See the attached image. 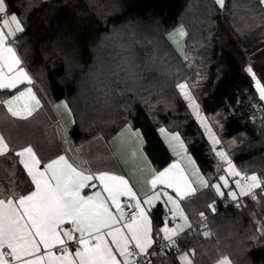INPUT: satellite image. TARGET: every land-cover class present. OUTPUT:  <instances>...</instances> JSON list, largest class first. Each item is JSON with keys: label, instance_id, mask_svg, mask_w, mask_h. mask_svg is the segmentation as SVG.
Returning a JSON list of instances; mask_svg holds the SVG:
<instances>
[{"label": "trees", "instance_id": "obj_1", "mask_svg": "<svg viewBox=\"0 0 264 264\" xmlns=\"http://www.w3.org/2000/svg\"><path fill=\"white\" fill-rule=\"evenodd\" d=\"M199 5L184 41L183 59L168 35L184 24L187 10ZM99 17L86 0H6L24 31L17 51L52 103L65 101L77 145L97 137L110 139L123 127L140 130L157 169L173 159L159 130L178 133L211 183L225 174L209 137L178 85L186 82L201 113L223 140H236L229 160L241 175L264 179V68L256 80L249 61L262 53L264 4L260 0H106ZM120 32V33H119ZM118 36L114 37L115 34ZM252 55V58L250 59ZM250 56V57H249ZM17 91V90H16ZM16 91L2 94L13 95ZM213 121V122H212ZM14 153L0 157V188L27 194L30 178ZM264 186V185H262ZM233 202L226 195L207 217L208 228H193L177 239L180 253L154 255L175 261L193 250L194 264H216L226 255L232 264H264V192ZM239 202V206H237ZM158 230L162 209L152 212ZM204 231L212 233L203 236Z\"/></svg>", "mask_w": 264, "mask_h": 264}, {"label": "snow or ice", "instance_id": "obj_2", "mask_svg": "<svg viewBox=\"0 0 264 264\" xmlns=\"http://www.w3.org/2000/svg\"><path fill=\"white\" fill-rule=\"evenodd\" d=\"M216 3L224 6V0H216ZM260 3L264 4V0ZM23 31L20 19L7 13L6 0H0V89H15L25 81L32 82L14 46L17 35ZM179 34H184L183 29L179 30ZM248 72L252 73V69L249 68ZM253 79L256 80L254 75ZM255 87L260 99L264 100V86L259 80H256ZM178 88L197 119L202 120L199 105L188 91V85L181 83ZM22 100L25 103L20 106ZM0 104L12 117L27 120L40 107V100L29 87L10 99L0 100ZM57 107L68 110L66 103ZM160 131L163 133L165 130L162 128ZM172 139L183 149L178 135ZM213 139L214 143H220ZM10 152L19 158L18 163L26 170L31 183L27 194H20L13 188L7 199L0 188V264H141V258L148 255L154 243L149 212L154 201L161 199L165 205H171V221L179 216L183 224L169 228V221L166 220L156 235L163 233V247L174 248L180 253L176 238L185 233V229L192 228L180 202L193 195L196 188L177 164L154 172L149 181L151 192L143 194L144 199L141 200L121 175L79 170L69 163L65 155L42 162L33 146L17 150L14 146L10 147V141L0 134V157H6ZM217 155L227 162L229 175L241 177L223 151L217 152ZM219 179L223 185L212 187L219 195H224L221 187H228V180L224 176ZM197 180L204 188L210 186L199 175ZM96 182L99 190H95ZM235 184L239 192L228 193L234 201L238 196H250L255 200L256 189L264 192V179L254 174L242 176ZM86 188L93 190L91 195H82ZM122 197L131 203H122ZM210 207L214 210V205ZM126 208L130 209L127 214ZM200 216L206 219L204 213ZM211 235L209 231L203 232L205 237ZM70 244L74 248H70ZM194 254L193 250L181 253L180 264H192ZM217 264H232V261L223 255Z\"/></svg>", "mask_w": 264, "mask_h": 264}, {"label": "crops", "instance_id": "obj_3", "mask_svg": "<svg viewBox=\"0 0 264 264\" xmlns=\"http://www.w3.org/2000/svg\"><path fill=\"white\" fill-rule=\"evenodd\" d=\"M22 65L31 77V84L25 81L15 89H0V100L10 99L12 96L18 95L20 91H24L26 88L30 87L36 98L40 100V107L36 109L32 117L27 120H21L12 117L7 113V108L3 104H0V134H3L10 141V147L14 146L19 150L21 147L31 145L34 148V151H36L38 157L42 159V162H49L52 159L57 158L59 155H65L69 163L76 166L79 170L91 172H114L115 174L123 176L129 182V186L137 193V197L141 200L144 199L143 194L151 192L149 181L152 178L153 173L163 171L172 164H177L184 170L189 181L192 183L193 187L196 188L193 195L180 202V207L183 209L184 214L188 217V221L192 225L191 229H185V233L191 231L202 220L200 213H204L206 218L212 216L216 211V202L219 199L227 195L231 201L235 202L228 195V190L236 191L237 193L239 192L235 181L241 179L242 175L241 177L229 175L227 172V162L218 160V165L220 167L223 165L225 170V174L222 176L228 180V187H221V192H223L224 195H219L212 185H223V182L219 179V181L211 183L209 177L202 172L197 161L188 151L181 136L166 128H163L165 130L163 133L160 130L159 132L173 159L162 169H157L149 158L145 149V138L141 131L134 129L130 125L123 127L110 139L100 136L77 145L70 133L71 128L74 125V118L69 106L68 110H66L63 107H57V105L66 102L60 101L58 103H52L44 94L39 84L34 80L23 60ZM10 91L16 92L13 95L7 94L2 96V94ZM24 103L25 100L19 102L20 106ZM69 110L71 114H69ZM200 116H202V114ZM174 135L180 137V141L183 143V149L180 147V143L172 139ZM173 141L177 143L176 147L172 146ZM189 158L191 159L189 160ZM232 165L234 169L238 171L233 163ZM196 170H198V173ZM198 175L207 180L210 186L207 188L202 187L197 180ZM96 183L97 189L95 190H99L100 186L98 182ZM92 191V189L86 188L83 190L82 195H91ZM168 191L170 194L174 195L171 189H168ZM243 197L238 196L237 200ZM124 199L125 198L122 197L121 201ZM210 205H214V210ZM144 207L148 208L147 205H144ZM157 207L162 209L164 223L166 220L169 221V228L177 224H183V221L179 219V216H177L175 223L170 222L171 214L169 213V208L171 205H165L163 199L154 201L149 212V219L152 221L153 227L154 243L148 252H150L159 241H162L161 238L163 233H160L159 236H157L156 233L164 226V223L157 230L154 226L152 215L153 210ZM185 233H181V235ZM70 248H74V246L70 244ZM156 263L180 264V261L178 256L176 262L170 260H157Z\"/></svg>", "mask_w": 264, "mask_h": 264}, {"label": "rangeland", "instance_id": "obj_4", "mask_svg": "<svg viewBox=\"0 0 264 264\" xmlns=\"http://www.w3.org/2000/svg\"><path fill=\"white\" fill-rule=\"evenodd\" d=\"M89 5L91 6V8L94 10V12L101 18H104L105 14H106V4H105V1L106 0H86ZM197 8H199V5L197 6L196 3H194L193 6H190V8L187 10V16L184 18L183 22L184 24H182L179 28H177L175 31H173L171 34L168 35V40L169 42L172 44V46L177 50V52L179 53V55L183 58V59H186L187 55H186V52H185V46H184V41H185V38L187 36V31H188V28H189V25H190V21H189V18L191 17H194L195 16V13L197 11ZM180 29H183V35H180L179 34V30ZM120 33V32H119ZM119 33L115 34L114 37L118 36ZM261 43L264 44V39L263 41H261ZM17 47V45H16ZM260 51L262 53H260L258 56L252 58V55L250 57V61L247 65V70L249 68L252 69V73H250L252 76L254 75L255 78H256V75H255V71H256V68H264V45H261L260 44V47H259ZM184 84H187L186 82H184ZM188 85V84H187ZM180 90V89H179ZM188 91L191 93L193 99L194 96H193V93L192 91L190 90V87L188 86ZM44 92V91H43ZM258 92V91H257ZM45 94V93H44ZM182 94V93H181ZM259 94V93H258ZM46 95V94H45ZM196 101V100H195ZM264 101V100H263ZM65 102V101H64ZM196 103L199 105V103L196 101ZM199 112H200V115L202 114L201 113V109H200V105H199ZM203 119L201 120L200 119V123L202 125V128L205 129L206 131V135L209 137L210 139V142H211V146H212V150L214 151L215 153V157H216V161H223L218 155H217V152H220V151H223L225 153V155L227 156L228 160H229V153L228 151L229 150H232L234 149V147H236L238 145V141L237 139L236 140H223L220 136V134L217 132L216 129H214L211 125V122L209 121V119H207V117L205 116H201ZM213 122V121H212ZM209 129L211 131H209ZM213 137L215 138V140H219L220 143L219 144H216L214 143V139ZM180 138V137H179ZM181 140V139H180ZM172 146L173 147H176L177 146V143H175L173 141L172 143ZM218 161V162H219ZM225 165V164H224ZM223 166V165H222ZM228 191H232V190H228ZM193 264V263H192Z\"/></svg>", "mask_w": 264, "mask_h": 264}, {"label": "built area", "instance_id": "obj_5", "mask_svg": "<svg viewBox=\"0 0 264 264\" xmlns=\"http://www.w3.org/2000/svg\"><path fill=\"white\" fill-rule=\"evenodd\" d=\"M19 40L15 39V47L16 45H18ZM242 176H245V174H243ZM122 203H131V201H128L127 198H125ZM130 211V209H125L126 214ZM169 217V216H168ZM171 223H175V221H171ZM206 225V227H205ZM196 227L202 229V228H208V223H207V218L206 219H202L197 225ZM194 227V228H196ZM165 242L164 241H159L156 246L150 251L148 252V255L141 258V264H154V260L153 257L154 255H158V256H164L165 254H168L169 252H177L174 248L171 247H163V244ZM180 248V247H179Z\"/></svg>", "mask_w": 264, "mask_h": 264}]
</instances>
